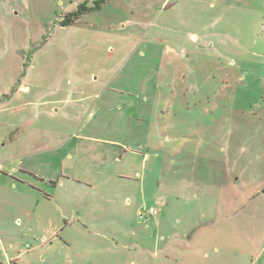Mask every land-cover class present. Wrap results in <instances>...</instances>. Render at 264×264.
I'll use <instances>...</instances> for the list:
<instances>
[{
	"label": "rangeland",
	"instance_id": "rangeland-1",
	"mask_svg": "<svg viewBox=\"0 0 264 264\" xmlns=\"http://www.w3.org/2000/svg\"><path fill=\"white\" fill-rule=\"evenodd\" d=\"M23 151L77 182L0 185L4 264H264V0H0Z\"/></svg>",
	"mask_w": 264,
	"mask_h": 264
},
{
	"label": "crops",
	"instance_id": "crops-1",
	"mask_svg": "<svg viewBox=\"0 0 264 264\" xmlns=\"http://www.w3.org/2000/svg\"><path fill=\"white\" fill-rule=\"evenodd\" d=\"M41 150L42 149H39L38 152ZM28 154L29 153L23 151L18 153L13 159L8 158L0 162V185L5 184L13 189L19 188L21 191L24 190L23 193H45L47 197L50 196L51 198H55L57 197L55 195L59 194L60 196L58 199L60 204H56L58 211H60L62 207H65V205L68 206V203L72 201L73 194L63 193L61 188L64 185L65 180L69 181L71 179L72 182H77V180L64 175L56 176L52 172L49 173V175L42 174L37 170V168L33 167V164L30 160L24 163V158L27 157L26 155ZM37 198L41 199L42 197L41 195H38ZM47 200L49 201L50 198ZM25 212L29 216L28 209H26ZM57 229L58 228H56V230H54L52 233L55 234ZM9 246H11L9 249L11 251L10 253L13 255V258L16 259V261L29 254V250L23 249L19 252L13 250V243H10ZM8 252L6 251L0 254V264L7 263V261L11 259L6 255Z\"/></svg>",
	"mask_w": 264,
	"mask_h": 264
},
{
	"label": "built area",
	"instance_id": "built-area-1",
	"mask_svg": "<svg viewBox=\"0 0 264 264\" xmlns=\"http://www.w3.org/2000/svg\"><path fill=\"white\" fill-rule=\"evenodd\" d=\"M146 212H147V214L148 215H155V214H157L159 211H157L154 207H149L147 210H146ZM143 217H144V215H143V213L142 212H139L138 213V218L139 219H143Z\"/></svg>",
	"mask_w": 264,
	"mask_h": 264
},
{
	"label": "trees",
	"instance_id": "trees-1",
	"mask_svg": "<svg viewBox=\"0 0 264 264\" xmlns=\"http://www.w3.org/2000/svg\"><path fill=\"white\" fill-rule=\"evenodd\" d=\"M97 8H98V7H97ZM76 18H77V14H75L73 17H69V18H67L66 23H70V22L74 21V19H76Z\"/></svg>",
	"mask_w": 264,
	"mask_h": 264
}]
</instances>
